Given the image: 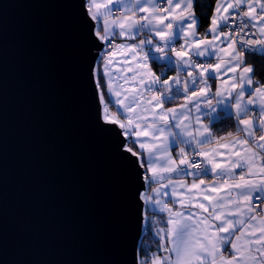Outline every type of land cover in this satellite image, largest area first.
Segmentation results:
<instances>
[{"label":"snow or ice","instance_id":"obj_1","mask_svg":"<svg viewBox=\"0 0 264 264\" xmlns=\"http://www.w3.org/2000/svg\"><path fill=\"white\" fill-rule=\"evenodd\" d=\"M195 6L203 0H82L99 49L87 68L96 125L155 193L140 199L166 214L157 251L141 246L135 264H264V79L246 66V54L264 55V0H216L203 35ZM225 119L235 134L217 136Z\"/></svg>","mask_w":264,"mask_h":264},{"label":"water","instance_id":"obj_2","mask_svg":"<svg viewBox=\"0 0 264 264\" xmlns=\"http://www.w3.org/2000/svg\"><path fill=\"white\" fill-rule=\"evenodd\" d=\"M82 0H0V264H135L148 191L96 125Z\"/></svg>","mask_w":264,"mask_h":264},{"label":"trees","instance_id":"obj_3","mask_svg":"<svg viewBox=\"0 0 264 264\" xmlns=\"http://www.w3.org/2000/svg\"><path fill=\"white\" fill-rule=\"evenodd\" d=\"M215 0H203V7L195 6V12L198 16H200L202 20V25L198 29V31H204L210 21L213 4ZM205 13L204 16H201V13ZM246 59L251 65H255L256 67V79H264L260 76L261 70H264V55L262 56H251L246 54ZM162 63H154L152 67L159 71L160 68H162ZM113 111H115V108H113ZM213 123H217L214 121ZM217 136L225 135L227 132H233L235 133V127H234V121L225 119L223 124H218L217 129L214 130ZM152 220H155L156 223L153 224ZM165 220V216L161 214H155L147 210L146 213V226L145 231L143 234V238L140 244L144 248V250L147 251L148 255H151L153 252L157 251V239L154 237V233L157 228L164 227L165 224L161 221ZM151 229V230H150ZM140 252V251H139ZM163 254V253H161Z\"/></svg>","mask_w":264,"mask_h":264},{"label":"crops","instance_id":"obj_4","mask_svg":"<svg viewBox=\"0 0 264 264\" xmlns=\"http://www.w3.org/2000/svg\"><path fill=\"white\" fill-rule=\"evenodd\" d=\"M215 4H216V0L214 1V4H213V9H212V13H211V15L213 14V12H214V10H215ZM116 15H119V13H115ZM210 24H211V17H210V21H209V25H208V27L210 26ZM207 27V28H208ZM206 28V29H207ZM205 29V30H206ZM205 30L204 31H198L199 32V34H201V35H203V33L205 32ZM222 31H227L226 30V28L225 29H222ZM211 37L209 36V39H210ZM123 42V38H117L116 39V43L117 44H119V43H122ZM132 41H129V43H131ZM138 42V41H137ZM181 43H183V41L181 40L180 41ZM178 47H179V45H177ZM158 55V54H157ZM201 58H206V57H200V58H198V59H201ZM117 59H120V56L118 55L117 56ZM247 60V59H246ZM209 62L210 63H215V58H211L210 60H209ZM159 63H162L163 64V62H159ZM248 65H251V63H249L248 61H247V64H246V66H248ZM119 66V65H118ZM162 68H163V66H162ZM162 68H160V70L162 69ZM153 70L154 71H156L154 68H153ZM159 70V71H160ZM159 71H156L157 72V74H159ZM170 75H174L175 73L174 72H171V73H169ZM228 75H231V73H229ZM226 78L224 77V76H221L219 79H217L216 81H215V85H214V87H213V91H215V88H216V86H218L219 84H220V82H221V80H225ZM228 83H230V81H228ZM210 100L214 103V98H211L210 97ZM180 102H182V101H178L177 103H180ZM168 106H174V105H166V107H168ZM223 105H220V106H218V108H217V112L219 113V112H221V110L223 109ZM205 111H207V109H205ZM215 115V114H214ZM215 121V120H214ZM213 121V122H214ZM205 123H207V120H205ZM235 134V133H234ZM260 135V133L258 132L257 133V136H259ZM185 179H187V181L189 182V183H191V178L190 177H186ZM205 179L206 180H210L211 179V177L210 176H207V177H205ZM164 183H167V180H165L164 181ZM152 187L153 188H156V187H159V185H157V184H153L152 185ZM149 195H153V196H155V193H152L151 192V190L149 189ZM160 198L161 199H163V200H165V201H167L168 203H169V205L170 206H172V207H178V205H174L173 203H172V200L168 197V196H163V190H162V192H161V196H160ZM146 207H147V210L148 211H150V212H152V213H155V214H157L154 210H152V209H150L149 208V206L146 204ZM261 207H264V205H261ZM161 215H164L165 216V219H166V214H161Z\"/></svg>","mask_w":264,"mask_h":264},{"label":"built area","instance_id":"obj_5","mask_svg":"<svg viewBox=\"0 0 264 264\" xmlns=\"http://www.w3.org/2000/svg\"><path fill=\"white\" fill-rule=\"evenodd\" d=\"M226 30H228V29L226 28ZM251 38L255 39V36H252ZM177 47H178V46H177ZM205 59H207V58H201V59H199V60L203 61V60H205ZM209 176L211 177V175H209Z\"/></svg>","mask_w":264,"mask_h":264}]
</instances>
